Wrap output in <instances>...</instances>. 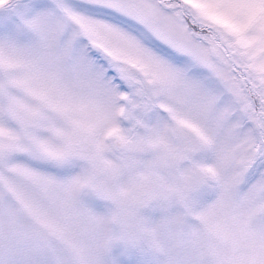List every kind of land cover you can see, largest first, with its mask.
<instances>
[{"label": "snow or ice", "instance_id": "snow-or-ice-1", "mask_svg": "<svg viewBox=\"0 0 264 264\" xmlns=\"http://www.w3.org/2000/svg\"><path fill=\"white\" fill-rule=\"evenodd\" d=\"M0 264H264V0H0Z\"/></svg>", "mask_w": 264, "mask_h": 264}]
</instances>
